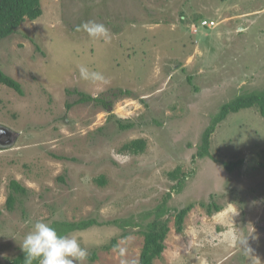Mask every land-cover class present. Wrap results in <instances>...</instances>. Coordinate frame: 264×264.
Here are the masks:
<instances>
[{
  "label": "rangeland",
  "instance_id": "obj_1",
  "mask_svg": "<svg viewBox=\"0 0 264 264\" xmlns=\"http://www.w3.org/2000/svg\"><path fill=\"white\" fill-rule=\"evenodd\" d=\"M40 3L37 19L0 39V69L23 89L0 84V128L11 132L0 131V264L21 251L36 221L92 216L99 223L74 234L81 246L90 253L113 236L117 244L85 264H138L140 227L121 236L109 221L137 220L167 192L171 207L194 206L181 231L167 214L153 264H264V116L252 107L228 113L210 135L212 157L195 155L223 103L264 88V0ZM90 19L108 27L109 41L76 30ZM81 64L108 83L82 80ZM78 91L105 103L76 102ZM114 116L133 125L119 128ZM135 138L145 140L142 152L122 150ZM239 158L230 172L221 162ZM176 167L186 176L177 192L168 175ZM211 201L219 209L209 213L201 203Z\"/></svg>",
  "mask_w": 264,
  "mask_h": 264
},
{
  "label": "trees",
  "instance_id": "obj_2",
  "mask_svg": "<svg viewBox=\"0 0 264 264\" xmlns=\"http://www.w3.org/2000/svg\"><path fill=\"white\" fill-rule=\"evenodd\" d=\"M41 0H0V39L10 36L15 32L17 27L27 18L29 20H35L42 14ZM198 17H194L192 20L196 21ZM0 84H4L9 88H12L19 94H23V89L18 80L11 77L10 75L4 73L0 69ZM128 93L129 91H125ZM80 97L76 102H83L87 100L101 101L97 97H93L84 92L78 91ZM252 107L258 110V112L264 116V88L256 91H249L237 95L232 100L223 103L220 106L219 111L214 115L212 122L208 125L202 132L201 142L197 147L195 155L198 157L210 156L209 152L210 146V135L213 132L216 124L223 120L228 113L236 112L242 108ZM114 121L119 128H129L133 125L131 121L124 120L120 117L114 116ZM145 140L143 138L131 139L122 145V150H126L131 153L138 154L144 150ZM224 168L227 171H232L233 169L241 166L244 162L243 158H239L236 161H221ZM168 175L170 178L175 179L176 183L172 186L175 192L179 191L181 184L185 180V173H183L180 167H176L174 170L169 171ZM97 181L99 184L103 185L105 183V178L103 175L98 177ZM10 186L16 191H25V187L20 185L16 180L10 181ZM171 192H167V195L163 200L152 209H148L138 213V219L134 220L133 215L118 217L111 221L118 227H120L122 232L121 236L125 235L128 226H139L140 232L143 234L144 242L140 251L138 264H153V259L161 256L165 248L164 239L169 230L168 227V215L171 212L174 216V226L177 231L182 230V223L186 214L194 206L193 202H187L183 206L171 207L168 205L169 197ZM213 198V195H211ZM15 201V195L12 192L7 197V208L12 209L13 203ZM205 206L210 213L211 210H218L219 206L216 205L214 201L209 203H201ZM99 223L97 218L87 217L80 219L78 221H69L63 218H53L50 221V225L54 227L60 234H75L79 231L85 230L91 227L93 224ZM117 237H111L109 240H104L100 244L96 243L89 253L88 263L94 261L97 257V249H110L115 247L117 244ZM6 264H25L24 253L20 251L12 259H10Z\"/></svg>",
  "mask_w": 264,
  "mask_h": 264
},
{
  "label": "clouds",
  "instance_id": "obj_3",
  "mask_svg": "<svg viewBox=\"0 0 264 264\" xmlns=\"http://www.w3.org/2000/svg\"><path fill=\"white\" fill-rule=\"evenodd\" d=\"M92 41L110 40L108 27L95 20H87L76 26ZM80 78L92 84H107L104 74L91 70L87 65L78 66ZM25 264H85L89 257L87 248L81 246L74 234H60L49 223L36 221L19 244Z\"/></svg>",
  "mask_w": 264,
  "mask_h": 264
},
{
  "label": "built area",
  "instance_id": "obj_4",
  "mask_svg": "<svg viewBox=\"0 0 264 264\" xmlns=\"http://www.w3.org/2000/svg\"><path fill=\"white\" fill-rule=\"evenodd\" d=\"M199 23H200V26H202V27H210V26H212L214 24V21L213 20L201 19L199 21Z\"/></svg>",
  "mask_w": 264,
  "mask_h": 264
},
{
  "label": "water",
  "instance_id": "obj_5",
  "mask_svg": "<svg viewBox=\"0 0 264 264\" xmlns=\"http://www.w3.org/2000/svg\"><path fill=\"white\" fill-rule=\"evenodd\" d=\"M0 131L1 132H3L4 131V133L6 134V135H11V132H9L8 130H5L4 128H0ZM8 143V142H7ZM9 143H10V140H9ZM2 144H5V142L4 141H1V139H0V145H2Z\"/></svg>",
  "mask_w": 264,
  "mask_h": 264
},
{
  "label": "flooded vegetation",
  "instance_id": "obj_6",
  "mask_svg": "<svg viewBox=\"0 0 264 264\" xmlns=\"http://www.w3.org/2000/svg\"><path fill=\"white\" fill-rule=\"evenodd\" d=\"M0 146H3V145H0Z\"/></svg>",
  "mask_w": 264,
  "mask_h": 264
}]
</instances>
